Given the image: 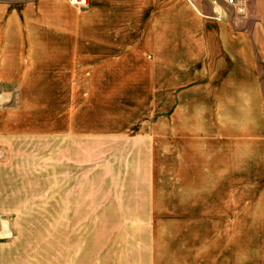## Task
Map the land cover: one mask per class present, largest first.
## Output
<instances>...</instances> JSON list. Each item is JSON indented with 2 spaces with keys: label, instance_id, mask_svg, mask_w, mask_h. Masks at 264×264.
<instances>
[{
  "label": "crops",
  "instance_id": "crops-1",
  "mask_svg": "<svg viewBox=\"0 0 264 264\" xmlns=\"http://www.w3.org/2000/svg\"><path fill=\"white\" fill-rule=\"evenodd\" d=\"M107 75L161 77L179 264H264V0L0 5V90Z\"/></svg>",
  "mask_w": 264,
  "mask_h": 264
},
{
  "label": "rangeland",
  "instance_id": "rangeland-1",
  "mask_svg": "<svg viewBox=\"0 0 264 264\" xmlns=\"http://www.w3.org/2000/svg\"><path fill=\"white\" fill-rule=\"evenodd\" d=\"M69 78L0 90V264H179L161 77Z\"/></svg>",
  "mask_w": 264,
  "mask_h": 264
},
{
  "label": "built area",
  "instance_id": "built-area-1",
  "mask_svg": "<svg viewBox=\"0 0 264 264\" xmlns=\"http://www.w3.org/2000/svg\"><path fill=\"white\" fill-rule=\"evenodd\" d=\"M74 5L80 7H87L89 0H70ZM226 4L233 6L242 3L243 0H225Z\"/></svg>",
  "mask_w": 264,
  "mask_h": 264
},
{
  "label": "bare ground",
  "instance_id": "bare-ground-1",
  "mask_svg": "<svg viewBox=\"0 0 264 264\" xmlns=\"http://www.w3.org/2000/svg\"><path fill=\"white\" fill-rule=\"evenodd\" d=\"M2 221H7V220H2ZM0 235H3L2 233H1V231H0ZM7 237V236H6Z\"/></svg>",
  "mask_w": 264,
  "mask_h": 264
}]
</instances>
